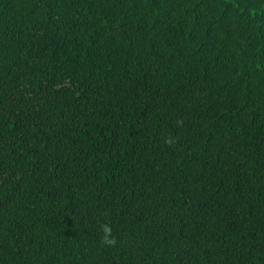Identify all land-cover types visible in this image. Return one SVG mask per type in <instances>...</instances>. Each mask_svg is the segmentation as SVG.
Returning a JSON list of instances; mask_svg holds the SVG:
<instances>
[{"label":"trees","instance_id":"obj_1","mask_svg":"<svg viewBox=\"0 0 264 264\" xmlns=\"http://www.w3.org/2000/svg\"><path fill=\"white\" fill-rule=\"evenodd\" d=\"M0 264H264V0H0Z\"/></svg>","mask_w":264,"mask_h":264},{"label":"clouds","instance_id":"obj_2","mask_svg":"<svg viewBox=\"0 0 264 264\" xmlns=\"http://www.w3.org/2000/svg\"><path fill=\"white\" fill-rule=\"evenodd\" d=\"M101 231L104 233V236L102 237V240H101L102 243H105L108 245H112L115 243V237L112 236V229L109 225H106V224L102 225Z\"/></svg>","mask_w":264,"mask_h":264}]
</instances>
